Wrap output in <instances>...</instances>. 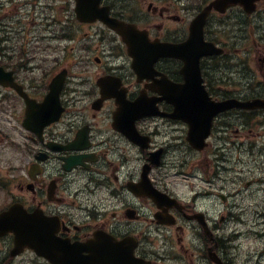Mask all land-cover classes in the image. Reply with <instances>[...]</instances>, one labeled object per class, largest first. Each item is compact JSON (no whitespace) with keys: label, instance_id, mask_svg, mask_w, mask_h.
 <instances>
[{"label":"flooded vegetation","instance_id":"af4514ba","mask_svg":"<svg viewBox=\"0 0 264 264\" xmlns=\"http://www.w3.org/2000/svg\"><path fill=\"white\" fill-rule=\"evenodd\" d=\"M218 1L101 0L123 33L80 20L76 0L31 1L56 13L36 42L0 19V66L30 98L44 101L68 71L52 113L0 83V264H264L257 250L233 256L227 235L256 212L236 201L242 178L227 162L264 160V106L238 105L264 103V0ZM126 33L149 45L137 68ZM126 97L154 112L136 129ZM210 101L231 106L199 150L174 114L199 134Z\"/></svg>","mask_w":264,"mask_h":264},{"label":"rangeland","instance_id":"374dc122","mask_svg":"<svg viewBox=\"0 0 264 264\" xmlns=\"http://www.w3.org/2000/svg\"><path fill=\"white\" fill-rule=\"evenodd\" d=\"M2 1L4 3V7L2 8V10H0V19H2L3 23H8L9 25L16 26L18 28V31L25 30L24 35H28L31 38L34 37L36 41L37 38L42 34V31H44L43 28L47 27V25H45L47 16H51V14L53 15V18L56 16V13L52 12V8H50V14L47 10H42V12L41 10H39L43 4L47 3V0H37L40 6V8L38 7L37 9L36 6L32 4H29L28 7L23 5L24 3L26 4L27 1L32 0H15V3H20V6L18 7H15V3H10L8 0ZM58 3V1L55 2L57 6L59 5ZM54 27H57V25L53 26V28ZM50 31H53L52 28L50 29ZM51 32L50 36L52 35ZM19 35L21 36L23 34L21 33ZM51 42L56 43L59 41L51 37ZM261 164L262 163L260 162L256 163L251 161H240L236 164L237 166L239 165L238 171L236 172H238L237 175L242 177V182H240L242 190L240 192V195L238 196V201L241 202L244 206H252L253 210L255 208L256 210L259 209V211L264 212V189L255 184H252L249 188L244 186V180L255 179V177L260 175V172H262V168L260 166ZM227 174L232 175V171L229 170ZM233 174L236 175L234 172ZM189 183L190 181L188 179H184L183 176L179 177V187L187 186V184L189 185ZM251 228V225H245L244 227L245 230ZM258 230L262 232L264 230V225L260 224L258 226ZM256 238L257 239L243 238V243L241 247L242 256L244 255L246 250H252L253 245L254 248L264 247V238H262V240H260L258 237Z\"/></svg>","mask_w":264,"mask_h":264},{"label":"water","instance_id":"95a60500","mask_svg":"<svg viewBox=\"0 0 264 264\" xmlns=\"http://www.w3.org/2000/svg\"><path fill=\"white\" fill-rule=\"evenodd\" d=\"M109 22H110V24H112V26L114 25L113 22H111V21H109ZM113 27H115V28H117V29H119L121 31L120 26L114 25ZM126 38H127L128 43H130L131 49H133V40L127 37V33H126ZM132 54H134L133 51H132ZM59 80H60V77L57 78V81H59ZM195 146H197L199 148L203 147V145H201V144H196Z\"/></svg>","mask_w":264,"mask_h":264}]
</instances>
